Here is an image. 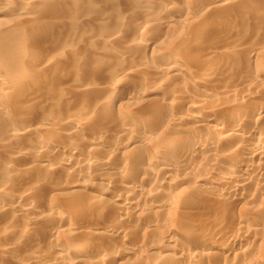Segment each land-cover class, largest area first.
I'll return each instance as SVG.
<instances>
[{
    "label": "bare ground",
    "instance_id": "obj_1",
    "mask_svg": "<svg viewBox=\"0 0 264 264\" xmlns=\"http://www.w3.org/2000/svg\"><path fill=\"white\" fill-rule=\"evenodd\" d=\"M0 213V264H264V0H0Z\"/></svg>",
    "mask_w": 264,
    "mask_h": 264
},
{
    "label": "rangeland",
    "instance_id": "obj_2",
    "mask_svg": "<svg viewBox=\"0 0 264 264\" xmlns=\"http://www.w3.org/2000/svg\"><path fill=\"white\" fill-rule=\"evenodd\" d=\"M186 184V183H185ZM150 183H146L145 186L149 187ZM9 214L7 213H0V221L5 219L6 217H8ZM145 250L149 251L152 255H158L162 252L161 247H157L155 245L153 246H149V247H145ZM133 256H129L128 254L124 255V258H132Z\"/></svg>",
    "mask_w": 264,
    "mask_h": 264
}]
</instances>
